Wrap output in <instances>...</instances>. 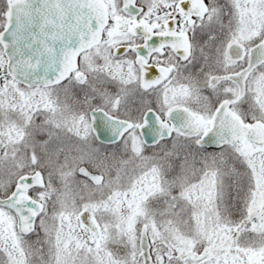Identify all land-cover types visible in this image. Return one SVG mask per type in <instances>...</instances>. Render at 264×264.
Listing matches in <instances>:
<instances>
[{
  "label": "snow or ice",
  "instance_id": "1",
  "mask_svg": "<svg viewBox=\"0 0 264 264\" xmlns=\"http://www.w3.org/2000/svg\"><path fill=\"white\" fill-rule=\"evenodd\" d=\"M0 264H264V0H0Z\"/></svg>",
  "mask_w": 264,
  "mask_h": 264
}]
</instances>
